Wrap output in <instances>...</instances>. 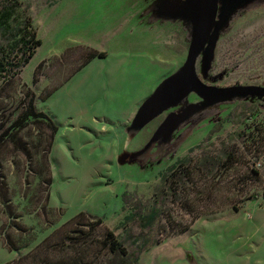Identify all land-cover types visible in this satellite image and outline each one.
Returning a JSON list of instances; mask_svg holds the SVG:
<instances>
[{"label": "rangeland", "instance_id": "rangeland-1", "mask_svg": "<svg viewBox=\"0 0 264 264\" xmlns=\"http://www.w3.org/2000/svg\"><path fill=\"white\" fill-rule=\"evenodd\" d=\"M13 1L10 28L0 13V46L10 43V31L24 17L42 40L15 77L0 81V134L9 132L0 143V229L13 218L5 208L3 181L13 214L27 229L21 242L31 244L21 252L87 211L102 218L103 225L116 224L115 233L130 253L128 264H159L160 257L151 251L158 252L163 243L176 247L179 241L191 247L193 264H264V217L250 230L232 214H204L263 195L264 166L256 165L264 158L263 96L211 100L191 90L143 126L130 128L132 120L125 154L119 153L115 127L134 119L147 97L178 74L188 56L194 34L188 1ZM218 8L199 54L198 76L218 86L264 85V0H218ZM8 48L18 59L21 53ZM101 52L106 56L91 58ZM39 64V82L34 83ZM49 91L50 99L43 100ZM31 94L37 107L56 121L52 119L57 136L51 148L53 128L46 118L30 116L21 128L13 126ZM175 115L178 121L171 120ZM162 126L164 136L152 143ZM140 134L142 141L128 150L130 138L135 141ZM185 158L189 176L182 169L180 178L172 175V167ZM49 166V206L61 208L58 218L41 208L48 192L42 179ZM126 187L131 190L123 197ZM125 199L134 216L118 222ZM153 208L159 215L149 224L142 216ZM93 223L87 259L120 264L113 254L98 251L103 225ZM188 225L193 230L182 231ZM17 256L0 236V264Z\"/></svg>", "mask_w": 264, "mask_h": 264}, {"label": "trees", "instance_id": "trees-1", "mask_svg": "<svg viewBox=\"0 0 264 264\" xmlns=\"http://www.w3.org/2000/svg\"><path fill=\"white\" fill-rule=\"evenodd\" d=\"M7 4H10L11 7L6 6ZM15 5L16 2H14L13 0H0V13H2V16L6 18L4 20V24H7L15 14L14 12H12V8L13 6L15 7ZM6 28H10V25L7 24ZM10 34V43L0 46V81H6L7 79L15 77L22 70V66L31 60L37 48L42 44V40L37 37V33L33 28L32 21L29 17H24V19H22L18 23V25L14 27L12 31H10ZM9 45H11L14 50H17V52L21 53L18 59L12 57V50L8 48ZM98 55L101 57L106 56L105 53L101 52L97 55L96 53L92 54L91 58ZM88 63L89 60L84 63V66ZM40 66L41 65L39 64L35 69L33 75L34 83L39 82ZM52 92L53 91L47 92L44 95L43 100L48 99L52 95ZM35 101L36 96L34 94H31L30 99L27 102V107L23 110L21 116L13 122V126H18V128H21V126H23L24 120L30 116H33L39 120H43L46 118L49 125L53 128L50 142L51 148L57 131L56 125L47 112L37 107ZM8 134L9 132L6 130L0 134V143ZM186 165V158L180 160L176 165L172 167V175L178 174L180 178V172L182 169L184 171V175L189 176V165ZM52 181V170L49 166L42 179L43 184H46L48 192L46 200L42 204L41 208H45L47 214L55 215L58 218L63 213L61 208L53 209L49 206L51 199ZM1 187L2 192L6 196L5 208L6 210H8V212H10L13 218H11L8 223L2 224L0 229V236L3 238L4 243L9 249L16 250L18 252V256L16 258L3 264H92V261L87 259L91 244L89 228L94 226L93 221L95 220L100 225H103L104 220L102 218L95 217L86 211H81L69 220L62 223L59 227L46 235L37 244L32 245V247L29 248L27 252L22 253L21 251L23 248L31 245L29 243L22 244L21 242L22 235L27 229L25 225L17 220V215L13 214L14 206L11 204L9 199L8 186L2 181ZM233 206L238 207L239 205L235 204ZM47 207H49V209H47ZM213 212H207L204 214ZM137 214L138 213H135V215ZM204 214H197L196 216H194L193 220L199 218L200 215ZM158 215V209L153 208L148 215L142 216V219L146 220V222L150 224L156 219ZM132 216H134V213L126 216L124 222L129 221ZM189 227L190 225L184 227L182 231L187 230ZM97 243V246L99 247L98 251L100 253L106 250L105 253L109 252L116 258H119L120 264L129 263L128 259L130 253L124 243L119 240L114 229L103 225L102 235L97 239ZM138 260L139 258L136 257L134 259V262H137Z\"/></svg>", "mask_w": 264, "mask_h": 264}, {"label": "water", "instance_id": "water-1", "mask_svg": "<svg viewBox=\"0 0 264 264\" xmlns=\"http://www.w3.org/2000/svg\"><path fill=\"white\" fill-rule=\"evenodd\" d=\"M188 7L193 18L194 23V34L191 42L190 51L188 56L180 70V72L172 77L178 76L184 89V95L189 91H194L200 95L206 96L211 100H219L225 98H233L235 96H243V95H259L264 97V85L262 84H237L230 86H218L212 85L205 81H203L197 74V62L199 58V54L202 46L204 45L206 39L208 38L213 26L207 24L206 16L204 10L201 7V0H187ZM218 1V0H217ZM218 6V2H217ZM216 19V16H215ZM170 77V78H172ZM169 79V78H168ZM167 80V79H166ZM165 81V80H164ZM163 81V82H164ZM162 82V83H163ZM162 83L156 88L155 92L143 102L141 108L133 119V123L130 128H138L143 126L148 120L152 119L156 115L160 113L153 114L149 117H143V112L145 108L148 106L150 100L157 94ZM182 97V98H183ZM179 102V101H177ZM173 102V103H177ZM171 103V104H173ZM167 105L165 109L170 106ZM164 109V110H165ZM180 116L175 115L172 117V121L179 120ZM164 126H162L156 133V135L152 139V143L156 142L158 139L164 136L163 134ZM148 147V146H147Z\"/></svg>", "mask_w": 264, "mask_h": 264}, {"label": "crops", "instance_id": "crops-1", "mask_svg": "<svg viewBox=\"0 0 264 264\" xmlns=\"http://www.w3.org/2000/svg\"><path fill=\"white\" fill-rule=\"evenodd\" d=\"M50 97L46 101H48L50 99ZM41 110H43V109H41ZM45 112H47L51 116L50 112H48V111H45ZM51 117L55 121L54 117L53 116H51ZM132 120H133V118L131 120H129L128 122H126L124 124L121 123L120 125H117L115 127V132L117 133V136L121 138L120 139V147H122V150L119 152L120 155L125 154L124 151H126L125 150V146H126V129L128 128L129 123L132 122ZM56 136H57V134H56ZM138 136H139V137H137L138 139H136L135 141H134L133 138H130V141L128 142V146H127L128 150L133 149V145L132 144H134V142H135V144H137L138 142L142 141V138H141L142 134H140ZM159 140L160 139H158L157 141H159ZM54 144H53V146H54ZM119 162H120V164H131V165H134L133 162L132 163H127V162H124V161H122L120 159H119ZM134 186H137L136 182H135ZM129 190H131V189L127 188V187L122 190L121 194L123 195V197H124V193L129 191ZM117 194H119L118 191H117ZM118 208H119V206H118ZM127 209L128 208L126 206V199L125 200H121V205H120V208L118 209V211H120L121 215H120V218H119L120 220L118 222H120V221L124 222L125 217L131 214ZM230 214H232L231 216L239 217L241 223L244 224L248 229L251 230V227L254 226L255 224H258L261 221V219L264 217V197H263V195L260 194V195H257L256 198L248 199L246 205H245V203L244 204L242 203V204H239L238 207H234L233 206L232 208L222 209V210H219V211H216V212H213V213H208L207 215H210L212 217L214 216V218H217V217H219V215H220V217H223V216H228ZM201 216H204V215H201ZM201 216L199 218H201ZM194 224H193V226H194ZM193 226L190 227L189 232H191L193 230ZM109 228H111V227H109ZM111 229L116 230V224ZM157 248L159 249V250L156 249V250H158V252L151 251V253H154V254H156L157 257H160L159 264H165L166 261H167L166 260L167 258H171L174 262L180 260L179 264H193L192 263L193 262V257L190 258L191 254H192V252L190 250L191 247L189 245H186L185 242H184L183 246L180 245V241H179V243L177 242L176 247H174L172 245V243H163L161 246H159Z\"/></svg>", "mask_w": 264, "mask_h": 264}, {"label": "bare ground", "instance_id": "bare-ground-1", "mask_svg": "<svg viewBox=\"0 0 264 264\" xmlns=\"http://www.w3.org/2000/svg\"><path fill=\"white\" fill-rule=\"evenodd\" d=\"M217 0H201L200 4L204 10L208 25L213 26L215 16L218 14ZM184 89L178 76L165 80L160 86L157 94L150 100L143 112V117H149L160 113L165 107L173 102L180 101L184 94Z\"/></svg>", "mask_w": 264, "mask_h": 264}, {"label": "built area", "instance_id": "built-area-1", "mask_svg": "<svg viewBox=\"0 0 264 264\" xmlns=\"http://www.w3.org/2000/svg\"><path fill=\"white\" fill-rule=\"evenodd\" d=\"M256 165H257L258 167L264 166V158L259 159V160L256 162Z\"/></svg>", "mask_w": 264, "mask_h": 264}]
</instances>
